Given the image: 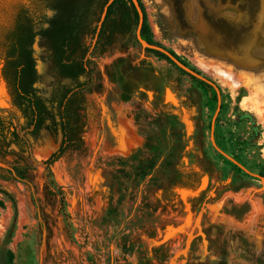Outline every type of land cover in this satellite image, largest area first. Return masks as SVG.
<instances>
[{
    "label": "rangeland",
    "instance_id": "obj_1",
    "mask_svg": "<svg viewBox=\"0 0 264 264\" xmlns=\"http://www.w3.org/2000/svg\"><path fill=\"white\" fill-rule=\"evenodd\" d=\"M141 1L154 42L219 87L218 146L264 176V0ZM242 11L249 31L234 29ZM91 67L85 149L49 169L61 129L31 135L0 76V116L23 144L0 162L32 168L31 185L0 178V251L13 264H264V184L214 147L215 89L144 48L136 27ZM54 75L38 88L70 84Z\"/></svg>",
    "mask_w": 264,
    "mask_h": 264
},
{
    "label": "trees",
    "instance_id": "obj_2",
    "mask_svg": "<svg viewBox=\"0 0 264 264\" xmlns=\"http://www.w3.org/2000/svg\"><path fill=\"white\" fill-rule=\"evenodd\" d=\"M29 1L30 3L23 5L15 25L9 30L10 33L5 37L2 32L0 34V74L6 82L13 105L26 117L31 135L37 136L43 128H48L49 120L61 129V144L42 161L49 169L67 152L85 149V120L82 111L86 108V91L92 82V59L95 55L106 53L112 45L130 34L134 27L137 30L140 17L132 0H113L99 28L102 13L109 0ZM139 2L145 17L141 29L142 37L149 43H155L145 7L141 0ZM47 9L55 12L49 20L46 19ZM38 20L42 27L45 22L49 23L47 29L39 32L47 37L52 50L51 72L60 80L70 81V84H57L50 105L35 87L40 78L33 57L34 37L38 33L35 25ZM89 35L95 39L90 46L85 43ZM147 50L175 63L161 51ZM192 77L201 81L195 76ZM21 141L19 131L16 128H7L6 121L0 116V156L9 153L11 144L22 147ZM4 145L6 147L2 151ZM8 166L10 167L0 166V178L19 180L31 185L29 171L32 168L25 159L13 165L9 163ZM6 194L12 199L10 193ZM13 263V251L6 247L1 248L0 264Z\"/></svg>",
    "mask_w": 264,
    "mask_h": 264
},
{
    "label": "water",
    "instance_id": "obj_3",
    "mask_svg": "<svg viewBox=\"0 0 264 264\" xmlns=\"http://www.w3.org/2000/svg\"><path fill=\"white\" fill-rule=\"evenodd\" d=\"M113 2V0H109L108 3L106 4L105 8H104V11L102 13V16H101V20L99 22V28L100 26L102 25V22L106 16V13H107V9H108V6ZM132 2L134 3L136 9L138 10V13H139V17H140V20H139V25H138V28L136 30V37L138 39V41L141 43V45L146 48V49H153V50H158V51H161L163 52L164 54H166L170 59H172L181 69H183L184 71H186L187 73H189L190 75L192 76H195L211 85H213L217 91V95H218V108H217V111L214 115V118H213V121L211 123V141L214 145V147L219 151L221 152L224 156H226L229 160H231L232 162H234L236 165H238L240 168H242L245 172L249 173L250 175H253L255 177H258L261 179V181L263 182L264 184V176L258 174V173H254L250 170H248L245 166H243L241 163H239L234 157H232L231 155H229L228 153H226L225 151H223L217 144L216 142V138H215V122H216V118L219 114V111L221 109V94H220V90H219V87L213 82L211 81L210 79H208L207 77L201 75L200 73H198L197 71H195L194 69H192L191 67H189L188 65H186L185 63H183L180 59H178L171 51H169L167 48L161 46V45H158L156 43H149L147 40H145L143 37H142V34H141V29H142V26H143V23H144V12H143V9L141 7V4L139 2V0H132ZM35 49L37 51V53L40 55L41 54V49L39 48V45L38 43L35 45ZM37 70H38V73L41 77V81H40V84H42L43 86H46L47 84H49V82L53 79V76L50 74L49 72V64L48 62L42 60V59H38L37 61ZM169 96L171 95L172 97V94H170V92H168ZM173 101H174V98H172ZM0 166L1 167H7L9 168L10 166H8L6 163H3V162H0Z\"/></svg>",
    "mask_w": 264,
    "mask_h": 264
},
{
    "label": "flooded vegetation",
    "instance_id": "obj_4",
    "mask_svg": "<svg viewBox=\"0 0 264 264\" xmlns=\"http://www.w3.org/2000/svg\"><path fill=\"white\" fill-rule=\"evenodd\" d=\"M28 3H30L29 0H15V1L11 2V3L9 2L7 6H5V5L4 6H1L0 5V30H1L0 31V34L2 32L3 36L5 37V36H7L10 33L9 30L15 25V21L17 20L18 15L21 13L20 11H21L23 5H26ZM54 13L55 12L53 10L47 9L46 10V19L47 20L51 19L54 16ZM43 25L44 26L42 27L41 24H40V22H39V20H38L37 24L35 25V31H38V33L34 37V42H33V57L35 59L36 66H37V61H38L39 58L42 59V60H44V61H46V62H50V74L53 76V73L51 72V66H52V50L49 48L47 37L44 36V35H42V33L39 32V31H42L43 29H47L49 27V23L48 22H45ZM39 42H42L45 45V47H46V51H45V55L44 56H42V54L39 55L37 53L36 49H35V45L37 43H39ZM0 66H1V62H0ZM0 76H1V74H0ZM54 76L56 77V79H59L56 75H54ZM2 79H3V77H2ZM40 81H41V77L39 78L38 82L35 83V87L38 89V93L40 95H42L46 100H48V105H50L51 104L50 103V100H51L53 91H54L55 87L57 86V84L60 81L59 82H58V80L56 81V83L52 87V91L51 92H46L44 90L41 91L38 88V84H40ZM4 82H5V80H4ZM5 84H6V82H5ZM209 85H211V84H209ZM211 86L215 89V87L213 85H211ZM6 89H7L8 96H9V98L11 100V97H10L9 92H8L7 85H6ZM215 91H216V89H215ZM216 93H217V91H216ZM217 97H218V95H217ZM11 104H12V106L14 108L18 109L16 106L13 105L12 100H11ZM19 111H21V110H19ZM48 122L52 123L51 120H49Z\"/></svg>",
    "mask_w": 264,
    "mask_h": 264
},
{
    "label": "bare ground",
    "instance_id": "obj_5",
    "mask_svg": "<svg viewBox=\"0 0 264 264\" xmlns=\"http://www.w3.org/2000/svg\"><path fill=\"white\" fill-rule=\"evenodd\" d=\"M254 1H256V3H258V0H238L237 2H243V3L247 4V6L252 7V5H253L252 2H254ZM242 12H244V14H245V11H242ZM247 14H248V12L245 14V20L242 23H240V25H237L236 28H234L235 30H237V31H239V30L240 31H249L248 29L250 27V24H249L250 19L247 21V19H246ZM216 67H217L218 73H220L221 75L231 76L232 78L235 79V76L233 75V73L231 74V72H230L228 74V72L226 70H223L218 66H216Z\"/></svg>",
    "mask_w": 264,
    "mask_h": 264
}]
</instances>
